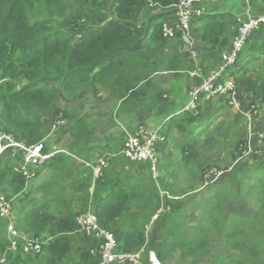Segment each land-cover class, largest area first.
<instances>
[{
	"label": "trees",
	"instance_id": "16d2710c",
	"mask_svg": "<svg viewBox=\"0 0 264 264\" xmlns=\"http://www.w3.org/2000/svg\"><path fill=\"white\" fill-rule=\"evenodd\" d=\"M176 1L79 0V4L84 9L77 14L68 12L67 4L63 0H0V131L10 133L27 146L38 143L46 134L43 117L54 114L59 94L63 92L68 97L74 98L81 87L100 82L102 77L109 76L113 79L112 97L114 100H121L120 108L124 106L133 108V97L138 91L140 94L152 88L151 72L166 71L179 75L182 73L186 77L188 89L191 85L198 86L202 78L207 75L204 69L209 67L211 69L221 63L220 52L223 50L218 46H227L231 43L232 38L237 34L238 24L234 20L232 11L222 9H217L214 13L192 21L191 33L194 39L196 37L201 41L195 48L204 75L190 79L189 71L184 70V59L181 53L182 41L178 35L174 38H163L160 32V22L157 21L162 14L156 11H162V8L170 7ZM259 1L264 5V0ZM218 3H223V1ZM86 6L89 9H86ZM108 16L111 17L106 20ZM73 17L78 18V28L51 30L50 26L55 21ZM89 22H103V24L97 31L89 29L84 32V26L80 24ZM78 33H81V36L75 39L77 40L75 43L73 38ZM206 41L214 45L211 46ZM149 45H158L160 50L148 56L145 49ZM241 52L247 57L243 65L249 66L254 59H259V54L264 55V25L252 32ZM240 58L241 55L238 59ZM190 59L193 61L192 57L188 56L192 69L193 63ZM212 61L215 65L210 66ZM241 67L242 65H239V68ZM262 74L263 77L257 76L254 83L255 85L259 81V84L253 87L256 94L258 91L264 94V72ZM22 78L27 79L26 84L21 87L15 86L13 81ZM238 81L242 83L241 80ZM242 89L243 87L240 88V92L237 91V96L238 92L239 97L243 96ZM147 100H140V104L144 105L145 101V106L158 104V101L151 100L150 96ZM80 107L81 105L66 107L59 112L67 123L59 128L58 136L60 139L65 134L69 135L71 141L67 145V150L87 162L90 158L85 155V151L91 142L93 129L89 127L85 117L79 113ZM198 109L197 107L188 113L194 114ZM187 122L188 127L180 125L179 128L182 132L189 131L188 138L185 140L186 149L188 145L197 142L195 137L197 128L203 126L207 129L209 127L204 121L199 123L201 125L196 124L194 116ZM192 128L195 129L190 131ZM241 143L244 142L241 141ZM10 154V150L0 154V185H6L9 192L5 196L8 200L22 192L26 184V179L6 164ZM61 154L63 153H57L43 166L57 163ZM187 155L188 152L184 153L183 159H186ZM254 166L258 175H264V162H256ZM212 168L205 169L203 172H209ZM108 170L94 180V187L98 185L103 188L109 185L110 178L115 172ZM120 180L119 175L114 176L116 183L121 184L123 181ZM147 180L151 183V189L147 192L142 189L138 181L131 182L126 188L113 184L107 198H112L114 204H111L107 198L99 199L94 202L93 206L90 204L89 208L99 225L112 232L119 250L136 252L144 243V231L136 225L124 229L113 220V217L118 212H121V215L125 211L129 196L137 200L139 204L137 208L140 212H146L151 217L152 212L147 211L150 199L155 196L158 198L156 211L160 208V199H162L165 208L156 217L149 234L151 241L148 242L151 244L149 250H153L161 261L171 256L177 249L184 247L188 236L180 237L183 233L182 223L176 220L177 212L181 208L180 202L175 204V210L171 212L167 211L171 208L169 203V207L164 205V202L177 200L175 197L179 195L169 197L160 195V190H172L171 184L158 185L156 179L150 177ZM259 188L260 190H255ZM220 191L221 188L217 187L215 196ZM114 195L119 196V199L116 200ZM257 195L259 196L258 205L253 208L251 218L247 219V222L242 218L243 213L233 216L237 227L255 229L264 225V213L261 211L264 210V177L258 178L244 202L252 201ZM36 202L38 206H35ZM51 202L48 198L35 201L25 212L23 218L22 231L30 237L41 240L42 249L47 240L46 233H51L50 224L54 220V217L47 212V206ZM75 217L76 215L73 214L67 218L66 224L60 222L55 225L50 246L45 248L46 251L52 248L54 252L58 247L65 246L66 241H69L66 234L72 232L75 227L77 229ZM203 218L205 219V216ZM200 221L201 219H198L199 225ZM248 222L250 223L245 224ZM156 224H161L157 231L154 230ZM89 243L90 246L85 245L78 254H75L79 261L71 258L68 260L70 264H98L100 262V257L90 252L92 247H97V241L90 239ZM8 244L5 228L0 227V256L3 255ZM17 254L16 257L8 256L5 264H25L27 260H30L29 256ZM59 262L60 260L55 259L50 263L59 264ZM144 262L147 263V257ZM65 264L68 263L65 261ZM218 264L223 263L218 262ZM236 264L252 263L238 261ZM260 264H264V261Z\"/></svg>",
	"mask_w": 264,
	"mask_h": 264
},
{
	"label": "rangeland",
	"instance_id": "374dc122",
	"mask_svg": "<svg viewBox=\"0 0 264 264\" xmlns=\"http://www.w3.org/2000/svg\"><path fill=\"white\" fill-rule=\"evenodd\" d=\"M63 1L67 4L68 12H76L79 14L84 9L79 4V0ZM217 5H219V8L231 10H237L239 8L238 0H226L224 3H217ZM85 8L89 9L88 6ZM206 9L209 12L212 11L209 10L211 7L207 4ZM110 17H106V20L110 19ZM170 18V15L166 16V19ZM98 24L102 26L103 22H89L80 25L84 26V32H87L89 29L97 31L95 26ZM50 27L51 30L64 28L75 29L79 27L78 18L59 19ZM80 36L81 33L75 35L76 39ZM73 41L75 43L77 42L75 38H73ZM206 42L211 46L214 45L210 41ZM189 43H193V47L195 43L197 47L201 41L195 37V41L192 38V41ZM229 45H219L218 48L224 50ZM181 47V53L184 59V70L188 72L195 67L196 62L190 59L193 63L191 69L190 61L188 60L190 54L184 45ZM159 50L160 47L158 45H149L145 49L148 56ZM259 55V68L257 70L255 69L256 62H253L250 67L244 68L241 71H237L239 70L236 68L237 64L231 68V71L237 72L235 88L237 85L238 90L237 88L236 90L240 92V88L243 87L241 90L243 91V96H237V105L229 102L228 98H224L226 105L222 106L218 112L217 117L219 123L215 126V129L213 127L211 132H204L201 135L203 126L195 130V137L198 141L192 145H188V148L185 149L188 152L186 159H183L177 165L174 163L176 160H167V165L170 169L168 179L162 176V172L160 175H155V177H152L150 174L147 176L141 167H147V162L129 163L120 159L111 165V168L138 166L139 169H137L138 171L135 175H132L130 171L124 170L126 174L124 180L127 181L126 183L138 181L139 185L146 192L151 189V183L147 180L150 177L156 179L158 185L167 182L172 183V190L170 191H162L159 189L161 196L169 197L171 195H179V197H175L177 200L164 202V205L168 207L170 205L171 208L167 211L171 212L175 210V204L180 202L181 208L177 212L176 220L182 223L181 229L183 233L180 234V237L188 236V239L184 247L179 250L177 249L171 256L161 260L164 264H218V262H222L223 264H236L238 261L260 264L264 261V225L255 229L237 227V222L233 217L243 213L242 218L245 222L251 218L250 215L253 212V208H256L258 205L257 199L259 196L257 195L252 201H244L246 200L248 192L253 190V185L257 182L258 178L264 177V175L257 174L254 166L256 162H264V140L260 142L256 136L257 132L264 131V94L259 91L256 94L253 88L259 84L258 81L254 85L257 76L262 78V73L264 72V55ZM245 59L246 57L243 56L242 60L245 61ZM212 65H215L213 61L210 66ZM215 68L216 66L211 69L210 67L206 68L204 72L208 75ZM200 72L204 75L202 70ZM154 73L158 74L153 75ZM228 74L226 73L225 75ZM167 75L172 74L166 71L151 72L150 80H156L159 76L166 78ZM238 80H241L242 83L240 84ZM11 81L8 82L11 83ZM26 81V78H22L15 79L13 82L15 86L21 87L26 84ZM112 82L113 79L111 77H102L100 82L81 87L77 92V96L74 98L68 97L66 93L61 92L54 114L43 117L46 141L49 144H55L59 148H65L71 140V137L67 134L59 139L58 131L62 124L50 135L48 134L51 124L59 116V112L66 107H78L81 105L79 113L94 128V138L101 144H107L109 137H112L110 139L111 141L116 142L123 137V134L132 133L138 125H142L135 116H121L119 110H116V103L113 102L112 97ZM167 84L161 82V85L164 87ZM109 94L112 97L111 99ZM251 106H254L258 112L256 113L252 112L254 110L246 109ZM242 110H244L243 114L246 117L252 118L251 121L248 122L243 117ZM64 123V125L67 123L65 119ZM170 124L173 125L172 122ZM186 125H188V122H186ZM241 141L244 143H241ZM120 151L121 146L117 148V152ZM192 152L193 155L190 158L189 154ZM19 154V152L16 154L17 158H19ZM176 168H180V172L176 171ZM210 168L212 169L209 172H203L205 169ZM117 175L119 177L121 176L120 173H117ZM176 177L178 178L175 179ZM205 178L212 181V183L206 187H202ZM121 180L123 181V179ZM187 183L193 187L187 188ZM217 187H220L221 191L215 196ZM255 190L258 191L260 188ZM8 192L5 184L0 185V195H5ZM157 204L158 198L156 196L152 197L147 211L152 212L153 215L156 211ZM138 206V203H131L130 208L134 209ZM86 208V204H79L76 206L74 214L77 215ZM164 208L163 206L162 210ZM261 211L264 213V210ZM203 216H205V219ZM198 219H201L200 225ZM131 223L132 221L130 220L121 222L124 229L130 226ZM3 226L5 228V222L0 220V227ZM144 236H146L144 251L148 252L149 246H151L148 242L151 241L149 240L151 238H149V233L144 232ZM68 237L69 241H66L65 246H60L53 252L52 261L55 259L57 261L60 260L59 264H65V259L67 258H76L79 261L78 256L74 254L72 249L78 248L81 250L85 245L90 246V238L77 231L76 227L72 232L68 233ZM144 251L141 252L140 261L144 255Z\"/></svg>",
	"mask_w": 264,
	"mask_h": 264
},
{
	"label": "crops",
	"instance_id": "0c3cea01",
	"mask_svg": "<svg viewBox=\"0 0 264 264\" xmlns=\"http://www.w3.org/2000/svg\"><path fill=\"white\" fill-rule=\"evenodd\" d=\"M221 1H223L224 3L226 0H221ZM217 3L218 2L206 1L200 3L199 7L204 10L205 15L214 13L217 9L232 11L231 13L234 17V20L238 24V29L246 18L245 10L247 5H248V13L250 15H258L264 13V5H262L259 0H251L249 3H247L246 0H238L239 8L237 10L219 8ZM206 4L209 7H211V9H209L212 10L211 12H209L206 9ZM233 39L234 37L232 38L231 42L233 41ZM195 46L196 45L194 43V49L196 52L195 66L199 70H201L197 56V50ZM240 55L241 58L238 59L236 66V68L239 69L237 71H241L244 68L250 67L249 65L246 64L243 65V63L245 62L242 60L244 54L241 52ZM220 59H221V53H220ZM258 60L259 59L253 60V62H256L255 63L256 70L259 68ZM239 65H242V67L239 68ZM168 73L172 75H167L166 78H163V76H159L156 80H153L152 88L140 94H139L140 91H138L137 95L133 97L134 100L133 108L130 106H124L123 108L122 107L120 108L119 105L121 103V100H114L113 97V102L116 103L115 108L116 110H119L121 116H126V117L135 116L136 118H138L140 124L142 125H138L136 128L143 127L150 130H157L159 133H163L162 139L158 142L156 146L157 155L159 157L156 163V168L158 170L157 175H160L162 172V176L165 177L166 179H168V172H170V169L167 165V160L170 161L176 160L174 162L175 165L180 164L184 158L183 156L184 153H187L185 151L186 149L185 140H187L188 138L189 131L182 132L181 129H179L180 125L188 127V125H186V122L194 116V118L196 119V124L201 125L199 123L204 121L209 126L207 129L203 128V132H208V131L211 132L213 127L215 129V126L219 123L217 117L218 112L221 110L222 106L226 105L224 98H228L230 102V98L228 95H225V97H221V96L203 97L199 100L197 104L199 111L196 110L194 114L188 112L185 113L182 111V109L189 102L188 93L189 90L193 87V85H191L190 89H188L186 77L182 73H180L181 75L175 74L173 72H168ZM157 74L158 73H154L153 75H157ZM236 77H237V72L234 71L235 81H236ZM192 78L193 77L190 76V79ZM161 82L168 84L166 85V87H164L163 85H161ZM149 96L151 100L154 99L158 101V104L157 105L155 104L156 106H152V105L145 106ZM109 97L110 99L112 98L110 94ZM236 99H237V90H236ZM140 100H146L144 105L140 104ZM248 109H251V111L254 110L252 112H256V113L258 112L254 106L248 107ZM243 112L244 110H242V114ZM243 117L248 122L251 121L252 119L246 117L244 114ZM171 122L173 123V125L170 124ZM62 126H64V124L61 125L60 127ZM89 127L93 129V135L91 137V142H89L87 146V150L85 151V155L90 158V160L87 162L83 161V159H81L78 155L67 150L68 144L64 148L66 149L67 152L66 153L60 152L63 154L59 156L57 163L52 164L50 166L45 165L39 168H35L34 175L30 178H26L21 173L15 172L13 170V166L16 163H18L20 160V158L16 157L15 153H11L8 156V159L6 160V164L9 165L15 173L21 174L26 179V184L23 191L17 195L12 196V198L9 199L12 205V220L14 221L18 233H24L22 231L23 218L25 212L30 208V205L32 203L42 198H48L52 201L47 206L48 214L54 217V220L53 222H51L49 229L51 233L49 232L46 233L47 240L45 241V244L43 246L44 248L42 249L39 255L29 256L23 254L24 256H29L30 259L27 260L25 264H49L50 262H52L53 250L52 248H49V250L46 251L45 248H48L50 246L52 240V234L55 231V225L59 224L60 222L66 224L68 222L67 218L74 214L77 205L84 203L86 204L88 209L90 207V204L91 206H93L96 200L106 199L109 195L110 188L112 187L113 184L121 185L124 188L128 187L130 183H126L127 181L124 180L126 175L124 173V170L130 171L132 175H135L138 171L137 169H139L138 166H131V167L121 166L118 168L117 167L111 168L112 163L117 160L119 161L120 159L127 161L129 163H134L129 160H126L119 154V152H117V148L120 147L122 144L124 134L123 137L117 140L116 142L111 141L110 139L112 137H109L107 144H101L97 142L94 138V128L90 125ZM194 129L195 128H192L190 131ZM203 132L202 134L201 133L200 134L203 135ZM256 136L260 142L263 141L264 131L257 132ZM196 141H198V139ZM192 155L193 152L189 154L190 158ZM144 162H147V167L145 166H141V167L143 168L144 172L148 175L150 174L149 167L152 166V163L148 160ZM107 169H109L108 171L115 172L114 175L110 178L109 185L108 186L106 185L103 188H100L98 185L94 187V180L97 179ZM175 170L180 172V168H176ZM117 173H120L121 174L120 177L121 179H123V182L121 184H118L114 181V176L117 175ZM177 178L178 177H176L175 179ZM167 184L169 185L172 183L167 182ZM207 185L208 184L206 185L203 184L202 187H206ZM186 186L187 188L193 187L188 183ZM114 198L118 200L119 196L114 195ZM107 200L111 204H114V200L112 198H107ZM131 203L137 204V200H133L129 196L127 198V202H126L127 207L125 211L121 215H120L121 212H118V214L115 217H113V220L117 221L122 228H124V226L121 224V222L130 220L132 221L130 227L136 225L145 233L150 234V231L152 230L153 224L156 221L155 219L157 216L153 214L151 217L146 212H140L138 208L131 209L130 208ZM38 205L39 204H37L36 202L35 206ZM161 206H162V199H160V207ZM163 211L164 210H162L161 212ZM109 218L111 219V216ZM0 220L3 219L0 218ZM3 221L5 222V235L9 243V238L6 231V221L5 220ZM160 227L161 224H156L154 230L157 231ZM24 234L28 235L27 233ZM66 235L68 236V234ZM144 237H145L144 243L140 248L142 251H144L146 244V236ZM90 239L94 240L93 238ZM72 251L74 252V254L76 253L78 254L80 252V249L73 248ZM151 251L152 250H148V252L144 251V255L141 257L142 264L145 263L144 259ZM18 253L22 254L21 252ZM10 255L16 257L18 254L17 253L11 254L10 252L7 251L6 248L3 255L0 256V263L5 264L8 259V256ZM69 259L71 258L65 259V261L68 264H70V261H68Z\"/></svg>",
	"mask_w": 264,
	"mask_h": 264
},
{
	"label": "built area",
	"instance_id": "2783aa9c",
	"mask_svg": "<svg viewBox=\"0 0 264 264\" xmlns=\"http://www.w3.org/2000/svg\"><path fill=\"white\" fill-rule=\"evenodd\" d=\"M204 1L208 0H178L169 7L171 18L164 21L161 25V32L164 38H172L176 33L180 34V38L185 44L184 46L195 62L196 53L193 50V43H189L193 38L190 23L194 17H199L204 13V10L199 7V4ZM246 2L249 3V0H246ZM245 11L246 18L239 26L231 46L221 52V63L207 76L203 77L198 86H193L189 90V102L183 110L195 109L197 101L202 97L221 95H228L230 102L236 105L235 80L231 68L237 64L238 55L250 33L264 23V13L252 16L248 13V5ZM199 72L200 70L195 66L189 75L198 77L200 76ZM226 73L229 74L225 75ZM61 124L65 123L64 118L59 114L51 124L48 134L50 135ZM162 137L157 130L139 127L125 137L120 153L129 161H150L152 163V175L155 177L156 162L158 161L156 144ZM45 138L34 145L27 146L10 133L0 131V154L6 150H12L11 153H15V155L19 152L20 160L13 166V170L21 173L26 178H30L34 175L35 168L42 167L56 153L67 152L64 148H59L53 143L49 144ZM208 182L209 180L205 178V185ZM0 218L6 221V231L9 238L8 252L11 254L21 252L29 256H36L41 252L43 245L41 240L24 233H18L12 220L11 202L4 195H0ZM75 222L77 231L98 242L97 247H92L90 250L91 254H97L100 257L98 264H142L140 261L142 250L140 249L136 252L119 250L113 234L98 224L90 208L78 214ZM143 264L163 263L151 251L147 255V263Z\"/></svg>",
	"mask_w": 264,
	"mask_h": 264
},
{
	"label": "clouds",
	"instance_id": "9594fccd",
	"mask_svg": "<svg viewBox=\"0 0 264 264\" xmlns=\"http://www.w3.org/2000/svg\"><path fill=\"white\" fill-rule=\"evenodd\" d=\"M178 1V0H177ZM176 1V2H177ZM219 1H221V0H208L207 2H219ZM251 0H249V2H250ZM176 2H174V3H176ZM204 2H206V1H204ZM174 3H172V4H174ZM172 4H171V6H172ZM168 10V11H167ZM163 11H167V12H163ZM157 13H160V14H162V16H161V18L160 19H158L159 21L158 22H160V32H161V25H162V23L164 22V21H167V20H169V19H166V16L167 15H170L171 16V11L169 10V7H167V8H162V11H156ZM203 15H205V13H203L201 16H203ZM258 15H260V14H258ZM201 16H199V17H201ZM252 16H257V15H252ZM199 17H194L193 19H192V21L194 20V19H196V18H199ZM192 21H191V23H192ZM191 23H190V26H191ZM261 25H264V23H262ZM260 25V26H261ZM259 26V27H260ZM101 27V25L100 24H98L97 26H95V28H96V30L97 29H99ZM258 27V28H259ZM257 28V29H258ZM257 29H254L252 32H254L255 30H257ZM238 32V31H237ZM252 32L250 33V35L252 34ZM161 34H162V32H161ZM176 35H178L179 36V38H180V34L179 33H176L172 38H174ZM191 35H192V33H191ZM236 36V35H235ZM234 36V37H235ZM192 37H193V35H192ZM80 38V37H79ZM164 38V37H163ZM75 39H76V37H75ZM166 39H169V38H166ZM248 39V38H247ZM180 40H181V38H180ZM182 41V40H181ZM233 42V41H232ZM232 42H231V44H232ZM182 43H183V41H182ZM231 44H230V46H231ZM246 44V43H245ZM244 44V45H245ZM183 45H185L184 43H183ZM229 46V47H230ZM244 47V46H243ZM227 49H229V48H227ZM243 49V48H242ZM242 49H241V51H242ZM193 50L195 51V49H194V47H193ZM224 51V50H223ZM223 51H221V52H223ZM241 51H240V53H241ZM189 52V51H188ZM220 52V53H221ZM196 53V52H195ZM240 53H239V55H240ZM190 54V53H189ZM239 55H238V57H239ZM217 67V66H216ZM195 68V67H194ZM193 68V69H194ZM192 69V70H193ZM192 70H190V71H192ZM190 71H189V73H190ZM200 73V76H201V72H199ZM233 73H234V71H233ZM199 77V76H198ZM193 78H195V77H193ZM221 96H225V95H221ZM203 98V97H202ZM201 99V98H200ZM199 99V100H200ZM199 100L197 101V102H199ZM187 105V104H186ZM185 107V106H184ZM183 107V108H184ZM196 108H197V103H196ZM195 108V109H196ZM195 109H193V110H183L182 109V111L183 112H186V111H194ZM137 128H135V130H136ZM134 130V131H135ZM133 131V132H134ZM159 133V132H158ZM128 134H130V133H127L126 135H124V138H123V141H124V139H125V137L128 135ZM161 136H163V133H159ZM123 141H122V144H123ZM122 144H121V148H122ZM157 145V144H156ZM66 150V149H65ZM156 152H157V149H156ZM119 154L121 155V153L119 152ZM108 156V155H107ZM123 158H125L123 155H121ZM110 158V157H109ZM157 158L159 159V157H158V155H157ZM126 159V158H125ZM126 160H128V159H126ZM147 161V160H146ZM131 162H144V161H131ZM157 163V162H156ZM151 168H152V166L149 168V173L151 174V176L152 177H154L153 175H152V171H151ZM157 172H158V170H157V168H156V175H157ZM212 181H209L207 184H209V183H211ZM204 185H205V182H204ZM162 207H163V204H162V206L158 209V211L155 213V216H158V214L162 211ZM77 216V215H76ZM76 218V217H75ZM97 220V219H96ZM98 222V221H97ZM76 223V222H75ZM99 224V223H98ZM102 227V226H101ZM103 228V227H102ZM112 233V232H111ZM153 251V250H152ZM154 252V251H153ZM155 253V252H154ZM155 255H156V253H155ZM157 256V255H156ZM158 258V257H157ZM159 259V258H158ZM163 263V262H162ZM164 264V263H163Z\"/></svg>",
	"mask_w": 264,
	"mask_h": 264
}]
</instances>
